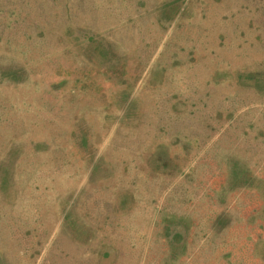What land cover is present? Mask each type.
Returning <instances> with one entry per match:
<instances>
[{"label": "rangeland", "instance_id": "1", "mask_svg": "<svg viewBox=\"0 0 264 264\" xmlns=\"http://www.w3.org/2000/svg\"><path fill=\"white\" fill-rule=\"evenodd\" d=\"M0 264H264V0H0Z\"/></svg>", "mask_w": 264, "mask_h": 264}]
</instances>
